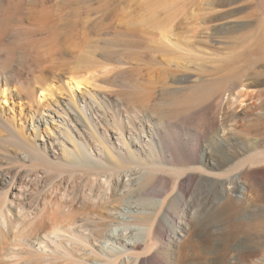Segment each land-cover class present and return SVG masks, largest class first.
I'll return each mask as SVG.
<instances>
[{"label": "rangeland", "instance_id": "1", "mask_svg": "<svg viewBox=\"0 0 264 264\" xmlns=\"http://www.w3.org/2000/svg\"><path fill=\"white\" fill-rule=\"evenodd\" d=\"M200 1L195 2L196 12L204 4L206 6V3L200 4ZM4 2L8 5L10 0ZM45 3L47 6H44L49 8H45L47 12L44 7H38L33 12L36 11L34 15L38 19L48 13L49 35H27L32 21L27 19L29 10L24 9L22 15L17 17L21 24L15 27L7 24L8 37L0 49L3 75H10V70L17 73L15 77L9 76L11 99L7 104H0V177L10 182L15 175L17 182L20 180L18 185L22 182L28 185L27 188L21 187L26 191L21 189L13 196L16 202L9 213L10 220L8 216L3 224L0 215V264H5L9 255H12L11 252L16 251L15 264H49V257L43 260L27 253L30 242L38 237L49 244V237L55 235H65L70 240L68 232L71 227L67 223L78 217L86 204L83 198H75L78 189L73 187L67 175H64L66 183L59 186L58 193L53 192L55 188L49 185V173L46 175L41 168H31L32 163L22 159V151L11 146L13 144L5 138L9 137V133L21 131L24 138L40 144L42 149L45 145L48 152L60 156L62 146L56 140V134H53V131H58L54 130L58 126H40V134L34 139L35 129H32L30 123L33 120V126L36 125L35 116L42 112L45 104H52L53 109H61L68 104L69 96L65 91H58L52 97L39 101L37 96L40 87L52 84L55 88L62 80H68V76H76L78 80L87 79V84H82L72 94V109L79 116L86 114L95 126H87L89 129L84 126L80 132L79 127L71 123L69 131L71 130L74 140L83 142L91 151L97 153L99 149L100 153H105L99 146L98 139L93 138L95 128L96 135L109 142L115 153L126 152L116 127L112 125L122 122L125 125L121 126L124 130L122 139L131 143L132 150L141 149L146 152L145 148L150 147L151 143L162 144V158L171 161L174 167L186 168L201 166L209 157L216 156L222 162L227 154V147L223 142L225 136L231 135V141L235 144L240 139L227 130V126H231L226 117L230 77L226 65L219 59L236 56L235 69L239 79L256 76L264 78V55L259 50L264 36V20L261 10L252 0H241L232 6L237 8L234 20L243 24L242 27L210 38L200 34L210 24L192 29V23L197 17L190 18V1L180 6H164L162 0H45ZM182 6L187 10V20L182 28L173 31L170 40L159 39L160 30L148 19V12L156 10L158 21L165 14L175 16V29L182 14ZM6 8L7 15L14 13L13 5ZM229 8H218L216 11L226 12ZM205 10L210 13L215 11L207 10V7ZM218 16L220 15L211 13L202 18L212 20ZM200 84L206 87L195 91V87ZM36 91L38 94L35 98ZM65 118L69 122L72 117L67 115ZM128 118L135 121V126L127 122ZM248 120H244L242 124H253ZM64 146L70 147V143L65 141ZM263 150L264 144L259 148V151ZM257 166L264 168V162ZM11 168L14 170L11 171ZM224 169L215 172L223 174ZM152 183L155 191L150 193L151 200L164 197L173 185L170 175L155 177ZM64 187L68 190L66 193L63 192ZM227 187L230 188L229 185ZM60 190L63 191L60 193ZM65 194L72 196L74 204L70 202L71 198L66 206ZM234 194L235 206L238 205L236 208L245 207L244 223L256 224V230L251 231V238L245 240V244L248 249L264 246V199H256L249 190H239ZM49 196L52 198L49 199ZM218 200L211 204L206 215L198 207V214H195L198 215L197 219L192 220L185 214L182 216L180 209L174 213L175 229L181 234L179 243L187 242L188 233L193 232L196 241L194 249L208 264H215L219 249L230 246L237 240V237L229 239L226 235L228 226L224 216H221L226 202ZM122 209L127 211L124 206ZM31 217L34 218L33 222ZM250 218L253 219L249 220ZM241 222L243 221L237 220L236 224ZM186 225L189 230H184ZM154 241L159 250L157 256L161 258L164 245L167 247V240H162L155 234ZM63 242L69 252L74 253V241L67 243L63 239ZM82 258L87 264L93 260L87 255ZM255 259H251V264H260ZM52 264L71 263L52 260Z\"/></svg>", "mask_w": 264, "mask_h": 264}, {"label": "bare ground", "instance_id": "2", "mask_svg": "<svg viewBox=\"0 0 264 264\" xmlns=\"http://www.w3.org/2000/svg\"><path fill=\"white\" fill-rule=\"evenodd\" d=\"M187 1L191 3L189 9L190 18L194 19L197 17L195 22L192 23V29L196 30L200 25L210 24L205 32H200V34L202 33L208 38L243 26V24L234 20V12L237 8L232 7L240 3L241 0H206L205 2L201 0L200 4L206 3V6L205 4L204 6L207 7V10H215L211 13L220 15L216 19L212 18V20H209L211 18H202L211 14L205 10L204 6L196 12L197 4L195 2L199 0H162V5L180 6V4H184ZM252 1L261 10L264 20V0ZM46 3L45 0H10L7 3L8 5H6L4 0H0V49L5 45L6 37H8V34H6L8 32L7 24L13 27L21 24L17 17L22 15L24 9L29 10L27 19L32 21L31 23L27 22L30 25L27 35L29 37L42 35L43 33L49 35L48 13H44L38 19L34 15L36 11L33 12L38 7H44V9L48 10ZM45 4L46 6H44ZM9 5L14 6V13L10 16L6 13V7ZM225 7L230 8L226 12L216 11L218 8ZM181 9L182 14L175 25V29H173L175 16L165 14L158 21L156 10H148V19L156 24L155 28L157 27L160 30L159 39L170 40L169 37H173V31L182 28L183 23L187 20V10H185V6H182ZM221 21L223 23H220ZM174 37L178 39L177 36ZM262 39L259 50L264 55V36ZM1 60L0 62H2ZM219 61L226 65L228 77H230L226 117L231 126H227V130L232 134L238 135L240 139L235 144L231 141V135L225 136L223 142H225L227 147V154L223 161L217 160L216 156L215 158L209 157L204 164L201 163V166L198 167L178 168L172 166L171 161L162 158L160 155L163 149L162 144L155 145V143H151L150 147L145 148L146 152L141 149L132 150L130 147L131 143L124 142L122 139L124 130L121 126H125L122 122L112 125L116 127L123 147H126V152L124 153L117 151L115 153L113 148L109 146V142L102 140L96 135L95 128H93L94 131L92 132L93 138L98 139L99 146L104 149L106 154L100 153L99 149L97 153L94 150L91 151L83 142L74 140L71 130L69 131V126H72L71 123L74 126H78L80 132L84 126L86 129H89L87 126H95L86 114H80L81 116H79L72 109V94L75 93V90H79L82 84H87V79L78 80L76 76H68V80H62V83L55 88H53L52 84H48L49 86L45 85L47 86L45 88L44 86L39 88V94L36 91L35 98L38 94L37 98L39 101H44L48 96L52 97L58 91H65L67 96H69L68 104L63 105L61 109H53L52 104H45L42 112L35 116L36 125L33 126V120L32 124L30 123L32 129H35L34 139L40 134V126H58V128H54V130L58 129V131H53V134H56V140L62 146L60 156H54L48 152L45 149V145L44 149H42L40 144L31 142L29 138H24L21 131H17L15 134L9 133V137L5 138L9 139L8 141L13 144L11 146H16L18 150L22 151V159L25 162L30 161L32 163L31 168L34 167L36 170L41 168L45 174L49 173V185L55 188L53 192L57 191L58 193L59 186L66 183L64 175H67L69 181H72L73 187L78 189L75 198L77 200L83 198L86 204L83 207L84 209H81L82 212H79L78 217L71 219L72 221L67 223V226L71 227L68 233L71 236L70 240L74 241L72 242L74 243V253L69 252V248L63 242V239L67 243L71 242L69 238H66L67 236L55 235L54 237H49V244L43 238H35V241L29 244L30 248L27 251L29 255L43 260H47L46 258L49 257V264H52V260H63V262L71 264H87L82 258L83 255L93 258L90 264H208L207 261L202 260L197 250L194 249L196 241L194 240L193 232L188 233L189 239L187 242L179 243L178 239H180L181 234L180 231L178 232L175 229L177 227L175 226L174 215L176 214L174 213H177V210L180 209L183 213L181 214L182 216L185 214L186 217L192 218V220L197 219L198 215L195 214H198V207L204 210L203 213L206 215L211 204L215 200L220 199L226 202L223 210L221 209V216H224L223 219L228 226L226 235L229 239L237 237V240L235 239L232 245L218 250L215 264H251L253 257L256 258L255 260L258 263L264 264V246L261 245L257 249H248L245 244V240L251 238V231L254 232L256 230V224H245V207L238 209L236 208L238 205L235 206L234 202V196H236L234 193L239 190H249L254 193L256 199H264V168L257 166L264 162V150L259 151L261 145L264 144V89H262L264 87V78L256 76L250 79H239L235 69L236 56H226L219 59ZM0 65L2 64L0 63ZM3 74V68L0 66V104L1 102L7 104L11 99L9 82L11 80L9 76L15 77L17 73L10 70V75L5 74L4 76ZM205 87L204 84H200L194 90L204 89ZM67 115L72 117L69 122L65 118ZM247 117H250V119L248 120ZM244 120H248L253 124L244 125L242 124V122H245ZM127 122L135 126L133 119L128 118ZM74 131H77V129ZM65 141L70 143V147L64 146ZM24 166L26 165L24 164ZM1 168L4 169L3 167ZM221 168H225L223 170L224 173L222 172L223 174L215 172ZM12 169L11 171L14 170ZM165 175H170L173 181L171 191L165 193L162 198L149 199L150 193L155 191L154 187H152V180L155 177L161 178ZM125 178L127 180H122ZM18 182L15 175L10 182H6L3 177H0V215H2L1 222L3 224H5L12 207H14L13 204L16 202L13 199L15 193L17 194V191L19 193V190L28 187L22 181V184H20L21 182L19 183L20 185H18ZM227 185L230 188H226ZM62 191L60 190V193ZM67 191L65 188L63 192L66 193ZM21 195L20 197H22ZM64 197V201L67 200V206L72 196L65 194ZM130 199L133 201L129 202L128 200ZM72 200L73 198L70 202ZM123 206L127 211L122 209ZM70 212L74 211L71 210ZM31 218V222H33L34 218ZM8 219L10 220V216ZM251 219L253 218L249 220ZM206 220L210 221L209 218ZM237 220L243 222L236 224ZM180 230L182 231V229ZM184 230H189L187 225ZM54 233L56 232L54 231ZM155 234L162 240H167V247L164 245L161 258L157 256L159 250L155 245ZM16 252H11L12 255H9L8 259L6 258L7 262L5 264H15Z\"/></svg>", "mask_w": 264, "mask_h": 264}]
</instances>
